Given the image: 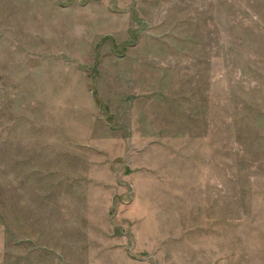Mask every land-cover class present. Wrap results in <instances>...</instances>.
<instances>
[{"label":"rangeland","instance_id":"1","mask_svg":"<svg viewBox=\"0 0 264 264\" xmlns=\"http://www.w3.org/2000/svg\"><path fill=\"white\" fill-rule=\"evenodd\" d=\"M0 264H264V0H0Z\"/></svg>","mask_w":264,"mask_h":264}]
</instances>
